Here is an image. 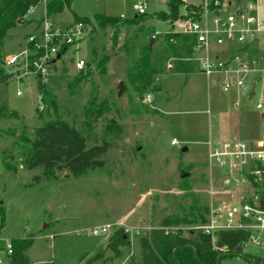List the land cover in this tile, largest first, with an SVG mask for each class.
I'll list each match as a JSON object with an SVG mask.
<instances>
[{
  "label": "rangeland",
  "instance_id": "374dc122",
  "mask_svg": "<svg viewBox=\"0 0 264 264\" xmlns=\"http://www.w3.org/2000/svg\"><path fill=\"white\" fill-rule=\"evenodd\" d=\"M46 1L31 9L24 24L10 30L5 54L19 52L31 30L44 24ZM72 1L70 8L47 18L63 28L84 16L96 27L90 25L80 45L69 48L46 84L57 109L43 101L34 76L18 78L9 69L10 77L0 85V206L5 212L4 225L0 214V256L6 257L12 239L26 237L34 240L27 252L31 264H103L104 258H91L102 251H106L105 258L112 257L106 250L108 241L122 228L126 233L131 229L132 245L124 247L123 255L112 264H125L141 258L140 237L161 227L166 217L182 216L194 204L235 200L220 179L210 174L207 141L221 137V125L238 122L252 131L249 137H240L260 138L264 111L255 107L260 94L251 98L243 91L239 98L237 92H223L217 77L207 78L196 61L191 72L164 70L155 75L151 87L140 96L126 80L127 72L153 39L151 47L160 52L166 34H176L184 18L170 21L157 15L169 10L168 0ZM187 1L202 4L204 0L183 3ZM143 3L146 13L138 23H131ZM184 12L181 6L180 14ZM96 13L123 19L102 28L94 21ZM104 56L106 67H99L97 62ZM80 57L86 67L90 63L92 75L76 83L79 70L75 62ZM121 83L124 90L119 94ZM28 87H34L32 95L26 92ZM18 90L24 94L17 95ZM148 95L151 101H147ZM91 105L105 107L103 115L96 117L88 141L89 147L109 145L100 168L89 169L80 177L69 168H58L55 177L48 178L43 166H26L23 136L34 138L36 128L58 117L79 130L86 128L85 110ZM112 123L121 131L112 129ZM173 138L181 147L172 145ZM185 146L188 151L183 152ZM183 169L189 176L182 175ZM242 190L251 200L263 194L261 190L258 194L250 188ZM102 225L111 226V232L94 236L91 230ZM193 225L182 227L187 230ZM260 237L262 245L246 241L241 255L224 257L220 264H264V231Z\"/></svg>",
  "mask_w": 264,
  "mask_h": 264
},
{
  "label": "built area",
  "instance_id": "2783aa9c",
  "mask_svg": "<svg viewBox=\"0 0 264 264\" xmlns=\"http://www.w3.org/2000/svg\"><path fill=\"white\" fill-rule=\"evenodd\" d=\"M201 5L200 15L183 19L177 31L193 39L190 60L198 62L201 73L207 78L219 77L225 93L237 92L242 95L246 91L251 96L254 90L255 95L260 94L255 107L258 111H264V0H204ZM145 13L146 4L143 3L138 7V15ZM88 32L89 26L82 21L60 28L46 16L44 24L31 31L19 52L6 53L4 68L7 71L13 69V74L18 78L34 76L37 84H48L69 48L78 47ZM75 66L79 71L85 68V60L77 58ZM172 68L173 64L169 63L168 70ZM31 88L34 90V87ZM23 94L22 90L17 91V95ZM151 99L148 95L147 101ZM235 102L239 104V100ZM207 142L206 158L210 174L220 179L231 199L235 200H212L208 206L207 220L189 226L187 230L202 231L211 236L219 231L244 230L248 231L247 241L262 245L264 135L251 140L233 137L221 140L212 138ZM171 143L181 147L177 138H173ZM254 184L263 194H258ZM243 188L256 191V199L247 198ZM111 230V226L102 225L94 227L91 233L101 236L109 234ZM130 231L128 229L127 233ZM8 245L6 257L0 256V264L10 262L13 247L11 243Z\"/></svg>",
  "mask_w": 264,
  "mask_h": 264
},
{
  "label": "trees",
  "instance_id": "16d2710c",
  "mask_svg": "<svg viewBox=\"0 0 264 264\" xmlns=\"http://www.w3.org/2000/svg\"><path fill=\"white\" fill-rule=\"evenodd\" d=\"M44 0H0V85L2 79L9 75L3 62L5 57L4 45L10 30L17 25L27 21L26 16L32 8L42 5ZM46 15L50 17L61 13L65 8H70L72 0H47ZM168 11H160L157 15L165 20L176 21L179 17L184 19L192 16L198 17L202 10L201 4H184L183 0H168ZM184 6L185 12L180 14V7ZM143 15H138L131 20V23H138ZM123 17L108 16L103 13H96L94 21L102 28L118 24ZM82 21L87 26L92 25L90 18L79 16L77 22ZM193 39L172 31L165 36V44L160 52L154 47L146 46L142 51L140 59L132 66L126 75L136 91L143 97L146 90L151 87L153 77L168 71L169 63L173 64L171 71L191 72L192 62L190 60L193 51ZM97 55V51H94ZM107 57L104 56L97 62L99 67H106ZM91 65L79 71L75 77L76 83H81L92 75ZM64 71H68L65 67ZM44 95L42 98L48 106L57 109L54 96L48 91L46 84H39ZM104 105L95 107L89 106L85 110L86 128L77 129L67 120L58 117L51 119L43 126L35 129L34 138L23 136L21 138L26 144L22 146V153L25 156V164L29 169L43 166L44 175L48 178L55 177V170L58 168H69L75 177L84 175L89 169L100 168L102 155L108 149L106 143L99 146H88L89 134L93 132V125L96 117L103 115ZM112 129H118L116 123L111 124ZM256 189L258 185L254 184ZM259 190V189H258ZM257 190V192H259ZM209 213L208 205L194 204L188 213L171 215L162 221V226L154 228L150 233L140 237L141 258L131 260L125 264H220L227 256L241 255L237 252L240 244H245L248 231L228 230L216 232L214 236L202 231L184 230L182 225L198 224L205 222ZM2 225L5 222L4 207L0 206ZM32 238H15L11 240L13 253L10 255L9 264H31L27 255L28 250L33 246ZM106 250L112 252V257H104L106 251L97 253L92 260L103 259V264H112V260L119 259L123 255V248L131 243L130 236L122 228H118L108 241Z\"/></svg>",
  "mask_w": 264,
  "mask_h": 264
},
{
  "label": "crops",
  "instance_id": "0c3cea01",
  "mask_svg": "<svg viewBox=\"0 0 264 264\" xmlns=\"http://www.w3.org/2000/svg\"><path fill=\"white\" fill-rule=\"evenodd\" d=\"M188 2V1H187ZM193 3V2H192ZM192 3H189L188 2V4H192ZM31 31H33V30H31ZM26 41V40H25ZM24 41V42H25ZM193 55V51H192V54H191V56ZM192 62V71L194 70V61H191ZM198 63V62H197ZM198 67H199V65H198ZM200 68V67H199ZM171 71V70H170ZM217 79L219 80V81H221L220 80V78L219 77H217ZM220 85H221V83H220ZM240 97L239 98H241V95H239ZM238 99V98H237ZM261 116H264V112H262L261 113ZM239 124L237 125V124H235V126H232V124L231 125H229L228 124V126H225V125H221V129H219V136H221V137H217L218 139H228V138H233V137H239V138H242V137H240L241 135H244L245 137L247 136V137H249L250 135H251V133H252V131H251V129L249 128V126H247V124H241L240 122H238ZM248 130V131H247ZM229 133V134H228ZM233 136V137H229V136ZM240 135V136H239ZM228 136V137H227ZM244 137V138H245ZM244 138H242V139H244ZM245 139H247V138H245ZM131 245H132V242L130 243Z\"/></svg>",
  "mask_w": 264,
  "mask_h": 264
},
{
  "label": "water",
  "instance_id": "95a60500",
  "mask_svg": "<svg viewBox=\"0 0 264 264\" xmlns=\"http://www.w3.org/2000/svg\"><path fill=\"white\" fill-rule=\"evenodd\" d=\"M153 42H154V39L151 41L150 47H151V45H152ZM60 57H61V56L59 55L58 58H60ZM9 77H10V75L4 77V78L2 79V82H6V81L8 80ZM253 87L255 88V84L253 85ZM123 90H124V84L121 83V84H120L119 94H122ZM27 92H28L29 95H32V94H33V88H28ZM255 94H256V92H255L254 90L251 91V96H250V97L253 98V97L255 96ZM186 151H188V147H187V146H185V147L183 148V152H186ZM188 174H189V173H188L187 171H184V169L182 170V175H183L184 177L189 176ZM242 251H243V244H240L239 247L237 248V252H238V253H242Z\"/></svg>",
  "mask_w": 264,
  "mask_h": 264
}]
</instances>
